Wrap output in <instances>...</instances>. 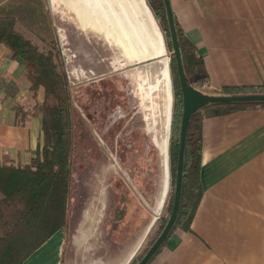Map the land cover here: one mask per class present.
Returning <instances> with one entry per match:
<instances>
[{
    "label": "crops",
    "instance_id": "obj_1",
    "mask_svg": "<svg viewBox=\"0 0 264 264\" xmlns=\"http://www.w3.org/2000/svg\"><path fill=\"white\" fill-rule=\"evenodd\" d=\"M85 1L86 20L76 6L55 1L66 25L56 28L55 36L65 66L70 64L74 112L98 110L111 149L139 152L137 162L144 166L130 179L133 187L117 174L114 161L115 169L107 166L111 170L98 177L100 187L92 177L75 175L73 156L67 224L22 264H129L153 231L170 189L173 91L158 22L146 0L80 2ZM169 3L203 57L209 78L204 94L222 87H264V0ZM2 46L0 159L5 155L27 165L41 145V120L16 110H32L44 92L32 94L22 61ZM94 88L102 90L101 98L91 99ZM81 92L87 108L77 100ZM127 121L124 132L110 135V127L122 129ZM201 134L200 204L189 230H174L148 264H264V109L206 118Z\"/></svg>",
    "mask_w": 264,
    "mask_h": 264
},
{
    "label": "trees",
    "instance_id": "obj_2",
    "mask_svg": "<svg viewBox=\"0 0 264 264\" xmlns=\"http://www.w3.org/2000/svg\"><path fill=\"white\" fill-rule=\"evenodd\" d=\"M170 54L173 103L170 121L168 159L170 189L157 217L153 231L129 264H137L156 240L171 212L179 148L182 115V93L169 25L162 0H147ZM183 72L188 84L203 93L209 84L203 57L190 42L173 17ZM16 20L0 16V44L10 51L11 58L22 61L24 77L34 95L43 89V100L32 110L17 109L21 115H40L41 145L30 164L16 165L0 159V264H22L39 246L60 228L66 226L72 195V163L74 149V108L67 71L60 49L49 43L45 52L17 32ZM212 95H264V87H222ZM244 109H264V102L212 103L194 112L188 121L183 153L179 204L169 235L180 228L189 230L200 204L202 188L200 168L202 156V122ZM150 260V261H151ZM149 261V262H150ZM148 262V263H149Z\"/></svg>",
    "mask_w": 264,
    "mask_h": 264
},
{
    "label": "rangeland",
    "instance_id": "obj_3",
    "mask_svg": "<svg viewBox=\"0 0 264 264\" xmlns=\"http://www.w3.org/2000/svg\"><path fill=\"white\" fill-rule=\"evenodd\" d=\"M55 1L56 0H0V16L5 15L13 17L16 20L15 28L17 32L21 33L26 39L35 44L40 51L45 52L48 44L51 42L58 47L55 31L56 28L61 27L63 20L60 23L61 15L57 13L58 5L56 6ZM65 26L66 25L62 24L63 29L66 28ZM167 54H169V52ZM61 60L65 70L69 71V61L67 66H65V61L62 59V55ZM168 61V64L170 65V54ZM66 67H68V70ZM99 89L100 88H94L91 93V99H94L95 97L101 98L103 92ZM81 93V96L77 98V100L80 106L87 108V96L84 92ZM96 111L91 110L90 112H87L86 109H82L83 114H81V112H74V173L76 176L83 175L85 178L92 177L93 181L99 183V180H97L98 177L107 169V166H110L112 169L116 168L117 174L119 173L125 183L132 186L133 184H131L130 179L132 180L136 175H139L140 168L144 166L143 162H137L141 160L140 153L135 151L114 152V150L111 149V146L107 143L109 140L108 137L103 136V119L99 113H96ZM120 123L122 125V121H119L118 125ZM129 124L130 121H127V123L122 126V129L113 128V126L110 127V135L117 131L124 132ZM127 133L131 132L127 131ZM127 137L124 136L125 142H127V140L128 142H133V137ZM87 148L89 149L88 151H86ZM109 150L111 152L110 155ZM114 161H116L118 166H114ZM86 164L88 165L86 166ZM109 169L110 168L107 170ZM97 186L101 187L102 185L99 183ZM98 192H100V190Z\"/></svg>",
    "mask_w": 264,
    "mask_h": 264
},
{
    "label": "water",
    "instance_id": "obj_4",
    "mask_svg": "<svg viewBox=\"0 0 264 264\" xmlns=\"http://www.w3.org/2000/svg\"><path fill=\"white\" fill-rule=\"evenodd\" d=\"M162 1L165 7V12H166L170 36H171V42L173 46L172 54L176 61L177 72L181 86V93H182L181 127H180L179 148H178L177 167H176V176H175V187H174L171 212L162 231L160 232L156 240L153 242V244L150 246V248L147 250L145 255L140 259V261L137 264H148V262L151 260L157 249L162 245V243L164 242V240L166 239V237L168 236L169 232L171 231L174 225L177 215L180 190H181L185 134L190 116L197 110L212 103L264 102V95H230V96L209 95V94H204L201 91L192 88L188 84L183 72L169 0H162Z\"/></svg>",
    "mask_w": 264,
    "mask_h": 264
},
{
    "label": "bare ground",
    "instance_id": "obj_5",
    "mask_svg": "<svg viewBox=\"0 0 264 264\" xmlns=\"http://www.w3.org/2000/svg\"><path fill=\"white\" fill-rule=\"evenodd\" d=\"M80 1L81 0H66V2L69 5L73 6V8H75V6H76L75 10L77 11V13L81 14V16L83 15L81 18L86 20V16L85 15H86V13H88L87 12V3L85 1L84 4H81Z\"/></svg>",
    "mask_w": 264,
    "mask_h": 264
}]
</instances>
